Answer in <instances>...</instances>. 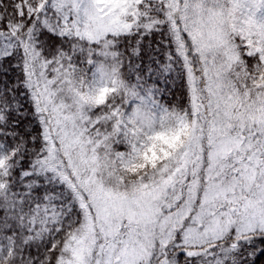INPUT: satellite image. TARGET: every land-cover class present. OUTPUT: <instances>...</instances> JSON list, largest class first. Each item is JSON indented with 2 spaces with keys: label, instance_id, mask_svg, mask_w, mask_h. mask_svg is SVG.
Returning <instances> with one entry per match:
<instances>
[{
  "label": "snow or ice",
  "instance_id": "snow-or-ice-1",
  "mask_svg": "<svg viewBox=\"0 0 264 264\" xmlns=\"http://www.w3.org/2000/svg\"><path fill=\"white\" fill-rule=\"evenodd\" d=\"M0 264H264V0H0Z\"/></svg>",
  "mask_w": 264,
  "mask_h": 264
}]
</instances>
